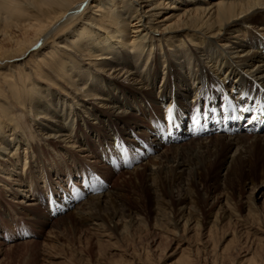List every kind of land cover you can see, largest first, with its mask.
<instances>
[{
	"label": "bare ground",
	"instance_id": "1",
	"mask_svg": "<svg viewBox=\"0 0 264 264\" xmlns=\"http://www.w3.org/2000/svg\"><path fill=\"white\" fill-rule=\"evenodd\" d=\"M137 1L0 0V221L2 213L11 221L15 209L22 212L20 204L33 210L44 201L41 193H48L50 200L53 191L48 189L55 188V182L76 180L75 172L85 164L103 167L96 148L84 138L85 125L99 138L112 136L114 127L122 125L117 130L122 136L134 127L125 111L131 101L171 102L169 113L177 129L171 136L183 140L192 134L208 135L209 128L224 135L200 146L195 138L175 157L167 149L154 158L158 164L149 180L160 195L155 207L156 226L164 238L156 247L159 260L178 253L170 264H200V258L209 264H264L262 238L256 247L244 248L241 241L234 244L233 233L226 245H220L218 211L205 236L198 237L203 224L184 204L202 207L207 199L196 191L197 184L217 183V171L226 166L225 154L233 148L235 156L224 177L227 185L252 175L264 180V146L247 141V134L260 133L264 127L256 124L264 115V0ZM168 7L171 10L160 16ZM156 19L159 22L152 25ZM253 24L258 27L250 28ZM191 97L194 105L187 102ZM183 110L190 117L184 128ZM182 128L183 135L178 132ZM158 144L154 140L153 146ZM181 168L193 170L195 177L177 201L168 188L182 178ZM142 169L136 166L130 172ZM37 192L40 196L32 197ZM166 197H171L169 207ZM116 198L108 191L82 201L79 208L90 206L77 223L95 222L105 242L129 236L131 222L117 234L105 222L116 226L119 220L139 217L130 207L129 213L122 209ZM178 204L182 226L178 229L179 222L170 219L175 229L168 232L163 217L169 209L176 216ZM189 229L198 235L193 247L184 246ZM151 256L147 249L137 257L139 264H149L155 259Z\"/></svg>",
	"mask_w": 264,
	"mask_h": 264
},
{
	"label": "rangeland",
	"instance_id": "2",
	"mask_svg": "<svg viewBox=\"0 0 264 264\" xmlns=\"http://www.w3.org/2000/svg\"><path fill=\"white\" fill-rule=\"evenodd\" d=\"M135 2L139 3L137 0ZM143 5H147V3ZM144 9L148 10V7L146 6ZM170 10L168 7L165 11L163 10L160 16ZM151 22L152 25H157L159 19ZM253 27L256 29L258 26L257 24L250 26V28ZM160 31L155 33L160 35ZM227 95L229 94L225 92V99ZM143 99H139L135 103L130 100L132 105L125 108V111H128L127 114L132 116L130 122L133 123L134 127L128 128V133L123 132L122 136L117 131L122 130V125L114 127L112 136L108 138H99V136H96V133L88 131L86 125L83 127V132H85L84 138L85 136L88 137L90 143L96 148L99 159L98 163H100L99 165H103V167L95 168L93 164H85L83 169L81 168L80 171L75 172L74 176H76V180L65 179L64 186L55 182V188L48 189L49 193L53 191L50 193V200L48 193H45V195L41 193L43 194L41 196L44 197V201L32 207L33 210L24 207L25 204H20L21 206H19L22 207L20 208L22 212L15 209L17 215L12 216L11 221L8 220V214L2 213L4 215L1 218L4 219L0 221V226L3 227L0 228V233L2 232L3 234H0V264H123L126 261L128 264H139L137 257L145 255L147 249L151 250V258H155L151 261L148 260L149 264H170L174 259L178 258L179 254L177 253L169 257L165 256L162 262L159 260V249L156 247L160 242L163 243L164 238L161 236L160 228L156 226L157 215L155 207L160 200V195L150 186L149 174L152 168L157 167L158 161L154 159L156 156H159L160 153L169 149L168 153L175 157L182 151V147L188 145L195 137L190 139H186L187 137H185L184 139L186 140L176 142V144L172 145L166 143L163 145L160 143L158 144L159 146H153L155 140L152 134L153 130L160 131L163 129L165 133H168L170 130L168 127H171L169 121L171 119H169L170 115L167 113L169 105H166L167 102L153 104ZM193 101L195 103L193 97L188 99L190 104ZM115 112L119 113L118 115L123 114L120 109H117ZM159 118H161V121ZM105 119L108 122V118L106 117ZM92 122L96 123V121ZM107 124L109 125V123ZM96 125L97 123L92 126L96 127ZM240 133L242 134V132ZM217 135L224 134L211 132V134L199 137L198 139L200 140L196 141L195 144L200 146L199 143H206V139L209 140ZM247 135L249 136L247 140L249 144L259 141L264 146V132ZM177 140H180V138ZM147 143L153 149H149ZM235 150L236 148H233L225 154L224 160L226 166L232 160L231 158L235 156ZM129 154L133 157L125 158ZM247 155L244 149L243 156L245 157ZM136 157V163H125L122 161L124 164L122 166L120 165V168H115V166L109 163H118V161L124 158L127 161ZM136 166H141L143 169L139 172L135 171L136 173L130 172ZM226 166L217 171L219 176L217 183H201L197 184L195 188L202 195L201 197H206L207 199L201 207L206 210V215L202 214V209L196 203L189 201L184 203L194 213L191 217L193 219L199 218V221L203 224V227L200 228V233L203 230L201 233L203 235H195L194 229H189L184 234L186 236L184 241H187V244H184V246L193 247L197 245L199 241L195 238L197 236H202L201 238L205 236L206 231L212 225L211 221L215 215L213 213L216 211L220 213L218 215L220 217L218 224L220 225L217 231V238L220 240V245L223 243L226 245L233 233L236 234L233 236L236 239L234 244H239L241 241V244L245 245L244 248L249 245L252 248L253 245L255 246L256 241L258 242L259 238H262L264 242V180L257 175H252L250 177H242L241 182L237 184L227 185L224 179L227 169ZM257 170L260 172L261 169L258 168ZM178 171L182 178L177 180L174 186L168 188L172 197L177 201L181 198L182 192L187 191L191 187L190 184L195 177V172L191 169L184 171V168H181ZM91 174H94V176L97 175L98 180L95 181L93 179L94 176L92 177ZM94 182H101L102 189L98 191L90 189L87 191L88 187H90V185L86 186L87 183L93 186ZM85 186L87 197H83L80 200L76 192L82 191ZM58 190L59 194L57 192ZM108 191L111 192L112 197H117V202L122 209L126 210L130 207V210L134 211L133 214H139V217L137 215V219L130 217L119 220V224L116 226L112 222L110 223V221H105L107 224H110L116 234L120 233L123 224L132 223L129 236L123 238L118 235L110 243L105 242V237L100 230H95V222L77 223L79 214L85 210V207L90 206L88 204L87 206L84 205L82 209L79 208L78 206L82 201L90 197H97L99 194L102 195V193ZM38 196H40L39 192L35 193L32 197L37 198ZM101 199L106 200L107 197ZM55 202L59 203L56 204ZM60 202L64 203L62 205H66V208H58L61 205ZM166 202V207L167 205L169 207L171 197H166ZM92 203L95 204L96 202L92 201ZM52 205L56 208V211L49 214L48 212L52 211ZM4 207L7 208L8 206L5 205ZM179 207L180 204L174 206V209L177 210L175 211L176 216H173V214L170 215L171 209L168 208L169 210L165 213V217H163L162 224L165 228L169 227L167 229L168 232L171 229H175V226L169 223L170 219H176L179 222L178 229L182 226L180 222H182L184 216L179 214L181 212ZM126 212L129 213L128 210ZM144 223L147 228L144 227ZM223 235L224 237H222ZM253 237L255 241H253ZM234 244L233 246H235ZM173 247H175L174 244L171 245L170 249ZM170 251L172 252L173 249ZM234 253L237 254L236 252ZM210 257L212 260L211 255ZM197 262L200 264H209L208 260L206 262L202 258L197 260Z\"/></svg>",
	"mask_w": 264,
	"mask_h": 264
},
{
	"label": "snow or ice",
	"instance_id": "3",
	"mask_svg": "<svg viewBox=\"0 0 264 264\" xmlns=\"http://www.w3.org/2000/svg\"><path fill=\"white\" fill-rule=\"evenodd\" d=\"M245 111H247V109H245Z\"/></svg>",
	"mask_w": 264,
	"mask_h": 264
}]
</instances>
